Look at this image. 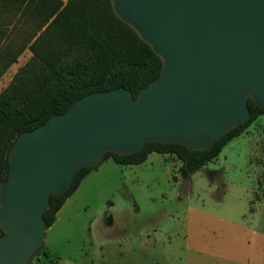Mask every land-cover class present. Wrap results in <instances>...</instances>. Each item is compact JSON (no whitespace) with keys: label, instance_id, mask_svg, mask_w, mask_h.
Returning <instances> with one entry per match:
<instances>
[{"label":"water","instance_id":"95a60500","mask_svg":"<svg viewBox=\"0 0 264 264\" xmlns=\"http://www.w3.org/2000/svg\"><path fill=\"white\" fill-rule=\"evenodd\" d=\"M160 58L135 98L123 86L90 92L20 133L0 181V264H34L50 194L105 153L146 142L209 149L264 107V0H110Z\"/></svg>","mask_w":264,"mask_h":264},{"label":"rangeland","instance_id":"374dc122","mask_svg":"<svg viewBox=\"0 0 264 264\" xmlns=\"http://www.w3.org/2000/svg\"><path fill=\"white\" fill-rule=\"evenodd\" d=\"M12 24L0 27L6 60L28 35ZM31 56L28 45L16 54L0 91ZM180 164L157 152L138 164L100 161L46 228L51 259L40 252L32 262L264 264V114L196 171Z\"/></svg>","mask_w":264,"mask_h":264},{"label":"trees","instance_id":"16d2710c","mask_svg":"<svg viewBox=\"0 0 264 264\" xmlns=\"http://www.w3.org/2000/svg\"><path fill=\"white\" fill-rule=\"evenodd\" d=\"M11 22L28 29V35L10 59L6 60L5 51L2 55L0 50V75L27 45L32 56L0 91V181L7 178L8 151L20 133L35 128L52 114L65 112L72 102L90 92L123 86L135 98L161 68L160 58L114 13L110 0H0V27ZM5 31L0 30V37ZM247 104L249 118L209 149L190 150L179 143L149 141L132 153L107 152L102 160L112 157L121 164H138L151 152L173 153L181 161L180 169L190 174L264 114V107L251 99ZM97 165L80 168L64 192L50 194L43 212L47 227L82 178ZM40 252L51 259L44 246L33 257Z\"/></svg>","mask_w":264,"mask_h":264},{"label":"crops","instance_id":"0c3cea01","mask_svg":"<svg viewBox=\"0 0 264 264\" xmlns=\"http://www.w3.org/2000/svg\"><path fill=\"white\" fill-rule=\"evenodd\" d=\"M62 1L65 2L66 0H62ZM2 76H3V75H2ZM2 76L0 75V79L2 78ZM0 83H1V82H0ZM1 87H2V86H0V88H1ZM261 115H263V114H261ZM259 116H260V115H259ZM259 116H258V117H259ZM258 117H257V118H258ZM257 118H256L255 120H257ZM255 120H254V121H255ZM254 121H253V122H254ZM253 122H251V124H252ZM251 124H249V125H251ZM249 125H248V126H249ZM248 126H247V127H248ZM247 127H246V128H247ZM246 128H245V129H246ZM240 134H241V133H240ZM232 139H233V138H232ZM228 142H229V141H228ZM222 148H223V147H222ZM147 156H148V155H147ZM210 161H211V160H210ZM127 165H129V164H127ZM55 218H56V217H55ZM53 222H54V221H53Z\"/></svg>","mask_w":264,"mask_h":264}]
</instances>
